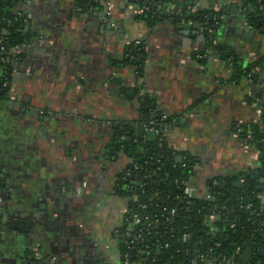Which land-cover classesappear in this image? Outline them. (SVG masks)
Returning a JSON list of instances; mask_svg holds the SVG:
<instances>
[{
  "label": "crops",
  "instance_id": "0c3cea01",
  "mask_svg": "<svg viewBox=\"0 0 264 264\" xmlns=\"http://www.w3.org/2000/svg\"><path fill=\"white\" fill-rule=\"evenodd\" d=\"M14 1L33 37L0 99V264L122 263L132 158L114 144L143 117L140 96L151 117L171 118L164 138L189 161L194 198L210 182L257 180L260 153L243 132L264 111V29L243 0H187L220 12L208 34L165 5L155 22L138 19L137 2L153 0H106L110 16L82 0ZM140 46L141 73L125 63ZM233 62L255 74L238 77Z\"/></svg>",
  "mask_w": 264,
  "mask_h": 264
},
{
  "label": "trees",
  "instance_id": "16d2710c",
  "mask_svg": "<svg viewBox=\"0 0 264 264\" xmlns=\"http://www.w3.org/2000/svg\"><path fill=\"white\" fill-rule=\"evenodd\" d=\"M105 1L82 0V3L102 10ZM154 1L155 4L163 2ZM170 1L181 12L187 10V0ZM16 2L0 0V65L5 69L3 75L0 74V99L8 93L3 84L11 82V63L23 56H15L14 51L27 45L33 37L29 22L27 25V15L19 12ZM154 3L138 1V8H143L144 12L137 18L149 23L155 22L159 13ZM242 8L247 11V20L253 27L264 29L263 0H243ZM219 13L205 10L188 16L184 21L187 23L192 19L193 25H203L208 34ZM132 51L128 53L125 63H132L141 73L143 46ZM237 65L233 62L238 77L247 76L252 70L247 68L241 71ZM261 99L260 104L264 107V97ZM139 100L143 117L139 124L117 130L114 149L126 152L132 158V164L123 180L126 185L124 195L133 198L130 209L151 216L154 225L151 234L142 233L143 239H134L133 235H126V224L121 232V264L126 260L129 264H245L235 254L237 248H241L242 252L250 248V264H256V261L264 264V183L260 180L252 181L251 178L246 179L240 187L232 180L225 185L210 182L207 196L210 195L211 199L207 196L199 199L186 194L185 188L192 182L189 161L177 162V154L164 138V130L171 125V118L162 120V116L151 117L145 112L150 100L143 96ZM151 120L159 124L157 128H160V134L145 132L141 127ZM259 121L248 128L247 132L244 131L243 136L251 147L259 151L257 170L264 174V113ZM135 165L139 168L135 169ZM136 177L140 182H135ZM140 205H146L147 209H141ZM212 216L214 222L210 223ZM140 232L133 230L132 234Z\"/></svg>",
  "mask_w": 264,
  "mask_h": 264
},
{
  "label": "built area",
  "instance_id": "2783aa9c",
  "mask_svg": "<svg viewBox=\"0 0 264 264\" xmlns=\"http://www.w3.org/2000/svg\"><path fill=\"white\" fill-rule=\"evenodd\" d=\"M154 2L155 1L153 0L152 2H150V4L151 3L153 4ZM105 5H107V4L105 3ZM164 5L167 7L166 8L167 11L168 10L170 11L169 15L173 19L174 18L175 19L179 18L180 20H185L188 16L198 13V9L197 8H187V10L185 12H181L178 9L177 5L175 3H173L172 1H170V0H163V6ZM106 8H107V10H106L107 13L106 14L108 16H110L111 15V8H112L111 5H108V7H106ZM143 12H144L143 8L142 9L137 8L134 11V15L137 17L138 15L143 14ZM26 21H27V25H28V19H26ZM193 23H194V21L192 19L189 20V24H193ZM140 44H141V42L138 41L137 45H140ZM24 46L25 45L21 46L20 48H17L14 51L15 56H19L20 54H22ZM2 50H3V48H2ZM203 57L204 56H202V55L198 56L199 59H203ZM1 61L4 62L5 59H2ZM255 71H256V69H252L248 76L251 77L253 74H255ZM9 86H10V83H8V82H5L3 84L4 88H9ZM259 113H260V117L262 118L264 111L263 112H259ZM167 119H168L167 116H163L162 117V120H167ZM158 125L159 124H157V122L155 120H151L149 123H143L141 125V127L143 128V130L145 132H154L155 134L158 135V134L161 133L160 128H157ZM134 168L138 169L139 167L137 165H135ZM190 192H191L190 187L189 186L186 187L185 188V193L186 194H191ZM207 198L211 199L212 197L210 195H208ZM140 208L145 210V209H147V206L146 205H140ZM171 213L173 214L174 210H172ZM209 221H210V223H213L214 222V216L210 217ZM125 223L128 224V230H127V234L126 235L127 236L133 235L134 239H143V237L141 235L142 233L151 234L152 230H153V225H154V221L151 219V216H149L147 214L144 215V214H139L137 212H133L131 209H130L129 214L127 215V217L125 219ZM232 227H234V226H232ZM133 230L134 231H136V230L138 231L139 230L141 232L132 234ZM235 254L240 256L242 254L241 248H237ZM123 264H129V261L126 260V262H124Z\"/></svg>",
  "mask_w": 264,
  "mask_h": 264
},
{
  "label": "water",
  "instance_id": "95a60500",
  "mask_svg": "<svg viewBox=\"0 0 264 264\" xmlns=\"http://www.w3.org/2000/svg\"><path fill=\"white\" fill-rule=\"evenodd\" d=\"M263 2H264V0H263ZM155 6H156V8L155 9H157L158 11H161L162 10V8H163V2H159L158 4L156 3V4H154ZM104 11H105V14H106V8H104L103 9ZM165 14V13H164ZM247 14V11H245V14L244 15H246ZM213 20H214V18H213ZM195 27H199V24H195ZM213 28V27H212ZM10 61V60H9ZM1 73V72H0ZM260 177H264V174H261L260 172H257L256 174H255V179H260ZM239 185V183H237V186ZM263 200H264V197H263ZM194 208H195V206H194ZM219 219V218H218ZM264 251H262V253H263ZM131 254H134V251H131L130 252ZM251 258H252V256H251V252H250V248H247V249H245V251H244V253H243V255H242V260L245 262V263H248L250 260H251Z\"/></svg>",
  "mask_w": 264,
  "mask_h": 264
}]
</instances>
